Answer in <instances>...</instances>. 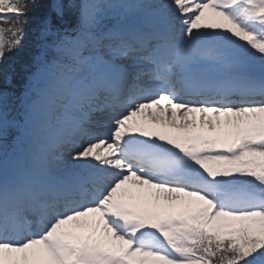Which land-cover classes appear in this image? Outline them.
Returning a JSON list of instances; mask_svg holds the SVG:
<instances>
[{
    "label": "snow or ice",
    "instance_id": "6c2138e0",
    "mask_svg": "<svg viewBox=\"0 0 264 264\" xmlns=\"http://www.w3.org/2000/svg\"><path fill=\"white\" fill-rule=\"evenodd\" d=\"M0 77V264H264V0H0Z\"/></svg>",
    "mask_w": 264,
    "mask_h": 264
},
{
    "label": "trees",
    "instance_id": "16d2710c",
    "mask_svg": "<svg viewBox=\"0 0 264 264\" xmlns=\"http://www.w3.org/2000/svg\"><path fill=\"white\" fill-rule=\"evenodd\" d=\"M26 37L24 40V49H22L20 52L8 55L5 59V64L6 66L10 67V68H15V69H19V65L21 60L24 58L25 53L30 49L31 47V43H32V24L31 21L29 22V25L27 26V30H26ZM3 83V79L2 77H0V84ZM23 84V80L19 77L16 76L13 80V83L10 85L12 86L11 88H19L21 87ZM8 91V90H6Z\"/></svg>",
    "mask_w": 264,
    "mask_h": 264
},
{
    "label": "rangeland",
    "instance_id": "374dc122",
    "mask_svg": "<svg viewBox=\"0 0 264 264\" xmlns=\"http://www.w3.org/2000/svg\"><path fill=\"white\" fill-rule=\"evenodd\" d=\"M150 198H151V197H150ZM174 210H178V209H175V208H174V209H171L170 211H174Z\"/></svg>",
    "mask_w": 264,
    "mask_h": 264
},
{
    "label": "bare ground",
    "instance_id": "6f19581e",
    "mask_svg": "<svg viewBox=\"0 0 264 264\" xmlns=\"http://www.w3.org/2000/svg\"><path fill=\"white\" fill-rule=\"evenodd\" d=\"M139 119H144V118H142V117H139Z\"/></svg>",
    "mask_w": 264,
    "mask_h": 264
}]
</instances>
